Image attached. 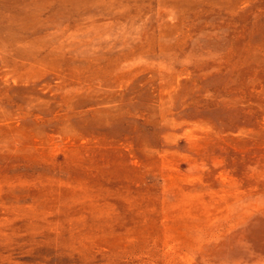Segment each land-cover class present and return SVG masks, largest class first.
I'll return each mask as SVG.
<instances>
[{"label": "rangeland", "instance_id": "1", "mask_svg": "<svg viewBox=\"0 0 264 264\" xmlns=\"http://www.w3.org/2000/svg\"><path fill=\"white\" fill-rule=\"evenodd\" d=\"M0 264H264V0H0Z\"/></svg>", "mask_w": 264, "mask_h": 264}]
</instances>
